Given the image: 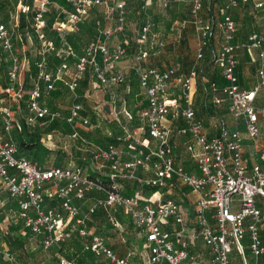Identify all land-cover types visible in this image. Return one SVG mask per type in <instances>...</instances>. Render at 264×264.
<instances>
[{"label": "built area", "instance_id": "built-area-1", "mask_svg": "<svg viewBox=\"0 0 264 264\" xmlns=\"http://www.w3.org/2000/svg\"><path fill=\"white\" fill-rule=\"evenodd\" d=\"M171 3L142 0L146 22L133 29L135 50L128 40L113 49L108 44L115 34L127 28L132 32L129 0H63L51 25L62 41L60 48L45 32L51 0H33L32 7L20 3L18 13L8 22H0V49L11 57L7 105L0 104L8 135H0V181L9 197L18 201L19 218L43 250L63 245L77 235L84 239L83 253L104 258L109 264H135L136 256L139 264L194 263L197 257L190 250L199 243L207 264H258L264 257V107L256 104L264 87V37H249L247 46L258 51L261 67L258 83L251 90H243L236 74L238 45L233 18L240 3L263 9L264 2L227 0L221 25L224 42L215 60L222 74L219 81L209 83L208 94L215 108L227 106L235 128L219 135H210L197 117V64L187 73L148 65L152 52L146 45L154 39L149 6L166 10ZM203 7V0L192 1V22L199 37L197 62L204 58L211 36V27L200 22ZM98 11L104 13L109 26L103 31L100 19L94 18L99 39L77 54L67 36L79 34L81 26ZM23 14H32L31 28L42 43V60L34 72L26 57L15 55ZM165 46L163 40L157 41V47ZM50 54L62 61L76 58V72L65 83L74 98L67 117L43 103V86L52 92L58 82H64V62L59 72L45 69ZM2 62L0 59V67ZM122 62L124 66L119 67ZM89 71L94 92L125 88L123 99L113 96L110 102L93 109V116L108 125L105 129L89 120L87 108L78 100L81 80ZM129 76L139 85L137 93L128 85ZM129 102L138 109H132ZM55 120L71 125L72 138L80 141L86 153L84 163L48 168L20 155L13 133L23 128L42 129ZM241 121L245 135L240 130ZM77 124L91 131L101 130L108 142L84 140ZM45 138L50 140L52 135H43L41 140ZM246 139L256 149L253 158L246 156ZM99 213L123 235L122 239L128 230L121 221L126 217L130 220L128 225L140 240L139 255H120L105 237L92 231L88 223ZM247 239L249 246L245 245ZM234 254L240 263L233 259ZM7 260L13 262L12 255L7 254ZM59 264L75 262L61 258Z\"/></svg>", "mask_w": 264, "mask_h": 264}, {"label": "rangeland", "instance_id": "rangeland-1", "mask_svg": "<svg viewBox=\"0 0 264 264\" xmlns=\"http://www.w3.org/2000/svg\"><path fill=\"white\" fill-rule=\"evenodd\" d=\"M59 1L62 2V0ZM140 1L141 0H129L128 19L133 25L132 32H127L123 35L115 34L111 39L108 40V44L111 46V49H113L115 45L121 43V41L124 39L128 40L129 42L131 41V50H135L136 42L133 29H138L144 21V15L136 10L139 9L138 5L140 4ZM173 1L174 2L167 10L160 9L156 5L149 6L148 12L150 15V20L153 24L152 33L154 39L146 45V47L152 52V56L148 62V65L154 68H167L169 66H176L184 71L195 64H197L199 71L204 67H208V69L204 70L202 79L198 83L199 88L196 109L200 112L201 106L206 104V106L209 107L208 112L211 115L201 116L202 118H205L206 120L212 118L215 114L217 117L219 115L226 119L229 117V115L225 108H214L211 103V98L207 99V93H205L206 91L203 88L207 85L209 80L215 78L216 76L218 77L220 74V71L215 68V64L213 65L212 62H215L217 53L224 42V34L221 25L223 23L226 6L228 4L227 0L204 1L203 11L200 15V22L203 24L202 26L210 23L212 40L210 42L211 44L205 51L206 53L204 58L198 62L196 56L199 45V37L196 29L191 23V18L189 17V10L192 0ZM8 2V5L0 10V22H8L12 14L19 12V6L21 3L20 0H9ZM214 5L215 7H213ZM174 13H176L178 22L173 24V29L171 28L170 30H167L166 25L169 23L172 14ZM233 16L238 25L236 39L239 46V54L241 55L240 61L242 62L243 60V62L246 63L245 61L248 60V63L245 65L246 68L244 67L243 69V77L246 82L253 85L257 80L256 70L259 62L257 60L256 52L248 48V46L245 44L244 38L249 32L252 31V23L256 25L259 24V29H263L262 33H264V12L260 10L258 12L255 10L253 11L251 7H240L234 11ZM96 17L100 19L103 31L108 28L109 25H107L104 19V13L102 11L95 12V14H93L81 26L79 34H77L76 38L73 40V46L76 48L75 51L77 54H82L85 45L99 39L100 34L98 31L97 35L95 34L96 28L94 26V18ZM56 19L57 14H55V9L51 6L47 20L49 22H54ZM22 25L23 23L20 20L18 26L19 37L18 40L15 41V55H17L19 58L26 57L31 63V69L34 72L36 70V63H39L42 60V54L40 52L42 43L35 34H32V14H29V17L25 18V25ZM47 34L50 36V38H53L56 42H58V48H60V45L62 46V41L58 34L50 30L47 32ZM159 39L163 40L166 45L162 49L157 47V41ZM56 58L57 57L54 55L51 56L49 61L51 68L56 67ZM0 59L3 60L0 67V87L3 88V85L7 83V73L11 64V57L9 54H6L2 51V49H0ZM63 62L66 64V68L63 70L64 75L62 76L64 82L59 83V89L57 90L56 95L52 97V108L54 111H61V113L67 117L70 107L74 103V98L72 97L68 86L65 83L69 82L76 72V58H69ZM59 68L61 67L59 66ZM129 78L131 81L128 82V85L135 93H137L139 91L138 83L134 81L131 76H129ZM92 80L93 75L92 72L89 71L81 80V85L78 91L80 98L78 100L87 108L89 120H91L93 124H100V126L105 129L108 128V125H105L101 117L93 116V109L103 105L104 103L110 102L113 96H116L117 100L123 99V97L126 96L124 92L125 88H114L104 93L98 92V90L94 92V90H92ZM1 89L0 104L7 105L6 93ZM85 95H90V97H86ZM49 97L51 96L47 94L46 100H48ZM129 103L132 109H138V106H135L134 102ZM259 105L260 107L264 106V96L259 100ZM44 128L43 134L52 135L50 140H47L46 138L41 140V144L45 153V156H43L45 167H54L55 163L57 162H62L66 166L82 164L85 162L84 160L87 158L86 153L82 151L83 147L80 144V141L72 138L71 135L73 131L71 125L65 123L64 121H60L56 124L54 122H50ZM76 130L80 134L79 136L86 141H88L86 136L91 135L93 138H95L105 135V133L101 130L91 131L88 127L83 126L82 124H77ZM0 135H5L3 119L1 117ZM79 148L80 150H78ZM0 212L2 213L1 209ZM121 222L125 224V229L128 230V234H124V239H122L123 235H120L118 231L114 230L110 225L104 222L102 218L95 219L92 217L88 225L92 231H96L97 234L105 237L108 244L116 249L120 255L125 256L130 252H135L137 254L140 253L142 251L140 240L136 237L133 226L128 225L130 220L126 217V220ZM1 228L4 230L6 227L3 225ZM9 230L12 231L17 229L10 227ZM83 242L84 239L78 237L77 235H73L68 240V242L63 245V251L60 253V256L74 259L77 264H79L77 259L78 257L83 259L85 264H109L104 258L95 259L88 253H83ZM14 244L15 243L12 242L11 245L13 247H11L22 259L27 260L30 264H58L59 251L61 249L59 245L53 248V250L45 251L35 239L27 240L25 243V245H27L26 249L24 246H17L16 244L14 246ZM138 259L139 257L136 256L135 260Z\"/></svg>", "mask_w": 264, "mask_h": 264}, {"label": "crops", "instance_id": "crops-1", "mask_svg": "<svg viewBox=\"0 0 264 264\" xmlns=\"http://www.w3.org/2000/svg\"><path fill=\"white\" fill-rule=\"evenodd\" d=\"M193 1V0H192ZM192 1H191V5H192ZM204 1L203 0V6H204ZM262 2H264V0H261ZM51 2L53 3L52 7L55 9V14H58V11H57V6L60 4H63V0L62 2L59 1V0H51ZM174 1L172 0V3ZM172 3L170 4V6L172 5ZM155 5V4H153ZM191 5H190V10H189V17L191 18V23L192 25L194 26L195 28V25L193 24L192 22V16H191ZM169 6V8H170ZM212 6V5H211ZM210 6V7H211ZM158 7V6H157ZM215 7V5L213 6ZM251 7V6H249ZM168 8V9H169ZM253 9V11H262L264 12V8L263 9H255L253 7H251ZM239 9V8H238ZM167 10V9H166ZM176 12V11H175ZM202 13V12H201ZM200 13V15H201ZM144 15V21H143V24L146 22V19H145V14ZM148 15H149V12H148ZM48 16V15H47ZM150 16V15H149ZM234 18V16H233ZM224 19V18H223ZM129 20V19H128ZM171 21L173 22L172 23V26L171 28L173 27V24L174 23H177L178 22V19H177V16H176V13L172 14V17L169 21V23H171ZM234 21L236 23V27H237V30H238V25H237V22L234 18ZM7 22V21H6ZM130 22V21H129ZM53 22H49L47 20V28H46V36H49L47 34V32L51 30V25H52ZM167 23V25L169 24ZM142 24V25H143ZM167 25H166V29H167ZM214 25V24H213ZM206 26H210V23H208ZM251 26L253 27L252 31L249 32L247 35H252V34H259L261 36L264 37V33H262L263 29H259V24H251ZM211 27V26H210ZM170 28V29H171ZM264 28V27H263ZM170 29H167V30H170ZM173 29V28H172ZM196 29V28H195ZM130 30V31H129ZM97 31V30H96ZM127 32H131V28H127L126 32L124 33H127ZM124 33H121L122 35ZM32 34H34V32L32 31ZM211 35H212V32H211ZM237 35V33H236ZM247 35L245 36V41H246V37ZM50 37V36H49ZM212 37V36H211ZM53 39V38H51ZM212 40V39H211ZM210 40V42H211ZM237 40V39H236ZM56 42V41H55ZM125 40L123 39V41H121V43H124ZM237 42V41H236ZM238 43V42H237ZM236 43V44H237ZM56 44L58 45V42H56ZM238 45V44H237ZM161 49V48H160ZM238 49H239V46H238ZM237 49V52H236V56H237V68H236V74H237V77H238V80H239V85L240 87L243 89V90H251L253 89V87L258 83V77H257V80L256 82L252 85L251 83H248L245 81L244 79V75H243V69L246 65V63H248V60H246L244 63L243 60L242 62L240 61L241 59V55L239 54V50ZM253 50V49H252ZM198 51V50H197ZM257 54V60H258V66H257V70H256V75L258 74V71L261 67V60L259 59V53L258 51L254 50ZM206 53V52H205ZM17 54V53H16ZM51 56H53L52 54L48 55L47 58H46V63L44 65L45 69L50 71V72H59V59H57V63H56V67L54 68H51V64L49 63L50 61V58ZM205 56V54H204ZM197 57V56H196ZM62 66V65H61ZM60 66V67H61ZM119 67H123L124 66V62L122 63H119L118 65ZM154 68V67H153ZM246 68V67H245ZM156 69H161V70H165V69H176L178 70L179 72H183V73H187L191 68H189L187 71L185 70H182L176 66H169L167 68H156ZM198 73H199V69H198ZM221 73L219 74V79L218 81L220 80L221 78ZM201 81L200 79V74H199V79H198V83ZM211 81V80H210ZM222 83V82H221ZM209 82H207V86H208ZM5 85H7V83H5ZM2 87H0L1 89ZM198 88H199V84H198ZM59 89V82L56 84V89L52 92H48L45 87L43 86V92H44V97H43V103L45 105L48 106L47 104V101H46V95H53L55 94L56 95V92L57 90ZM204 89L206 91V88L204 86ZM263 89L264 87L261 89V91L259 92L258 96H257V99H256V104L258 106L259 105V100L264 96V92H263ZM1 90H3V92H5V88L3 87ZM138 91V90H137ZM134 92V91H133ZM135 93V92H134ZM125 97V96H124ZM197 97H198V91H197V95L195 97V109H196V101H197ZM130 98H133V95H130ZM7 99V98H6ZM49 107V106H48ZM214 107V106H213ZM264 107V106H262ZM50 108V107H49ZM215 108V107H214ZM223 108H225L226 112L228 113L229 117L228 118H224L223 116H219L217 117V115H213L212 118H209V119H206L205 118H202L200 115H198V110L196 109V112H197V117L203 122L205 128H206V131L210 134V135H219L223 130H233L235 128V121L232 117V115L228 112V109H227V106H224ZM218 109V108H216ZM54 111V110H53ZM59 112V111H58ZM59 122V121H58ZM47 126V124H46ZM41 129V128H40ZM44 129L45 128H42L41 131L42 133L44 132ZM240 130L241 132L243 133V135H245V129H244V125L241 121V124H240ZM14 135V133H13ZM44 136H46V134H43ZM49 135V134H47ZM4 137H8V135H3ZM107 136L106 135H101V137H95L93 138L91 135L89 136V140L90 142L92 143H98V144H105L107 143L108 139H106ZM245 145H246V148H245V151H246V156L249 157V158H253L255 156V153H256V149L255 147L252 145V143L249 141V140H245ZM5 192V194H4ZM187 208V207H186ZM0 209L2 211V213L0 212V264H30L28 263L27 260H24L22 259L17 253L16 251L12 248L13 246L11 245L12 242L15 243L17 246H24V248L26 249L27 248V245H25V243L27 242V240H31V239H35L33 238L30 233H29V230L25 227V224L24 222L19 218L18 216V210H19V203L18 201H15V200H12L10 197H9V194L8 192L6 191V189L2 186V183L0 181ZM5 226L6 228L3 230L1 227L2 226ZM16 228L17 230H12L10 231L9 228ZM20 233V234H19ZM261 239H262V243L264 244V231L261 232ZM36 241H38L37 239H35ZM39 243V242H38ZM14 244V246H15ZM64 245V244H63ZM245 245L246 246H249V240H245ZM12 246V247H11ZM55 248V247H54ZM53 250V249H52ZM202 250L203 249V246L202 244H198L194 247L191 248V253L192 255L196 256L197 257V260L196 262H190L188 264H207L206 261L204 260V257H202ZM7 254H10L12 255L13 257V262H9L7 260ZM247 254L250 255V252L247 251ZM233 259L237 262H239V258L237 257L236 254H234L233 256ZM237 258V259H236ZM133 262L135 264H139L140 261L139 259L138 260H135L133 259ZM240 263V262H239ZM251 264H256L254 261H251ZM258 264H264V257L260 259L259 263Z\"/></svg>", "mask_w": 264, "mask_h": 264}, {"label": "trees", "instance_id": "trees-1", "mask_svg": "<svg viewBox=\"0 0 264 264\" xmlns=\"http://www.w3.org/2000/svg\"><path fill=\"white\" fill-rule=\"evenodd\" d=\"M9 0H0V10H2L5 6H7L8 5V2ZM19 1V0H18ZM21 1V3L22 4H24V5H28V6H30V7H32V5H33V0H20ZM140 4L138 5V8L139 9H136L138 12H140L142 15L144 14L143 13V11L141 10V8H142V0L139 2ZM240 7H242V8H244V7H249L248 5H243V4H241L240 3V6H239V8ZM26 17H29V14L28 15H25V14H23V15H21V18H20V20H21V22L23 23V25L22 26H24L25 25V18ZM172 21H171V23H169L168 25H167V29H170L171 28V26H172ZM95 26V25H94ZM97 30V29H96ZM95 30V34L97 35V31ZM236 33H238V30H237V32ZM212 36V35H211ZM210 36V38H209V40H211L212 39V37ZM251 36V35H250ZM249 35H247V39H246V41H245V44L246 45H248L249 44V37H250ZM74 38H76V35H73V34H70V35H68L67 36V41L70 43V45H72V47L74 48V50H76V48L73 46V40H74ZM237 41V40H236ZM131 41L129 42V45H131ZM237 43V42H236ZM211 43L209 42V45H210ZM62 63H63V61L62 60H60L59 59V66H61L62 65ZM212 64L214 65L215 64V68L216 69H218L220 72H222V68L221 67H217V65H216V63L215 62H212ZM194 65H192V66H190L189 68H192ZM189 68H187L186 69V71L189 69ZM206 69H208V67H204V68H202L200 71H199V74H200V79H202V75H203V73H204V70H206ZM222 74V73H221ZM218 79H219V76L217 77H215V78H213V79H211V81L209 80L208 82L209 83H211V82H214V81H218ZM208 86H209V84H208ZM208 86L206 85L205 86V88H206V92L205 93H207V95H206V97H207V99L208 98H211V95H209L208 94ZM3 87L5 88V89H7V85H3ZM204 89V88H203ZM49 92V91H48ZM49 94V93H48ZM51 97H49L48 98V100H46L47 101V104H48V106L53 110V108H52V106H53V102H52V100H53V96H55V94H53V95H50ZM209 96V97H208ZM44 99H45V97H44ZM43 99V100H44ZM209 107H207L206 106V104L205 105H202L201 106V108H200V112L198 111V115H200V116H208V115H211L209 112H208V109ZM229 112V111H228ZM58 121L59 120H55L54 121V123L56 124V123H58ZM13 137L15 138V140L17 141V144H18V147H19V153H20V155H23V156H26L27 158H29V159H31L32 161H36V162H39L41 165H43V166H45V161H44V157L43 156H45V153H44V149H43V147H42V144H41V139H42V137H43V133H42V131H41V129L40 128H38V127H36V128H34V129H26V128H23V131L22 132H14V135H13ZM86 138H88V140H89V136H86ZM61 167H66V165H64L62 162H57V163H55V165H54V167H49V168H61ZM95 219L97 218V219H103V221L104 222H106V220L104 219V217H103V215L102 214H97V215H95V217H94ZM61 249H60V251H59V257H58V264H59V260L61 259V258H67V259H69V260H72V261H74L75 262V264H77L76 263V261L74 260V259H71V258H68V257H65V256H60V253H62V251H63V245H60L59 246ZM52 250V249H51ZM89 255H91L90 253H88ZM88 255V256H89ZM92 257H94L93 255H91ZM95 258V257H94ZM78 259V263L79 264H85V261L83 260V259H80L79 257L77 258ZM96 259V258H95Z\"/></svg>", "mask_w": 264, "mask_h": 264}, {"label": "water", "instance_id": "water-1", "mask_svg": "<svg viewBox=\"0 0 264 264\" xmlns=\"http://www.w3.org/2000/svg\"><path fill=\"white\" fill-rule=\"evenodd\" d=\"M105 110L108 112V111H109V108H108V107H106V108H105Z\"/></svg>", "mask_w": 264, "mask_h": 264}]
</instances>
